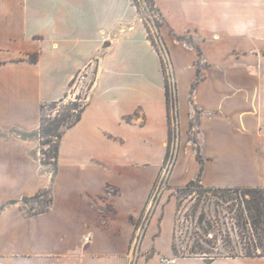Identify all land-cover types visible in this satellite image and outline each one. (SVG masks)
I'll return each instance as SVG.
<instances>
[{"label":"crops","instance_id":"obj_1","mask_svg":"<svg viewBox=\"0 0 264 264\" xmlns=\"http://www.w3.org/2000/svg\"><path fill=\"white\" fill-rule=\"evenodd\" d=\"M155 3L178 89L168 170L165 78L132 0H0V264H264V247L211 261L175 248L178 188L201 174L206 189H264V0ZM187 34L205 64L194 89L199 55L177 38ZM94 60L92 95L53 170L36 136L41 104ZM47 189L49 209L28 210Z\"/></svg>","mask_w":264,"mask_h":264},{"label":"rangeland","instance_id":"obj_2","mask_svg":"<svg viewBox=\"0 0 264 264\" xmlns=\"http://www.w3.org/2000/svg\"><path fill=\"white\" fill-rule=\"evenodd\" d=\"M132 2L138 11L139 19L146 27L148 40L160 57L164 78H167L171 89H173L177 83L175 71L159 31L166 22L154 0H132ZM190 36H192L193 41L188 42L199 45L200 38L187 34V39ZM153 42H155L158 49ZM200 59L203 62L202 56ZM98 61L94 60L75 75L72 79L73 82L68 84L65 95L55 101L56 106H47L44 111L45 116L55 118L64 111L65 107L71 106L75 102L85 104L88 101L97 80L100 68ZM36 136L40 139L41 161L44 164L49 162L50 168L54 169L53 165L50 164L53 159L47 157L45 152L54 150V146L59 139L52 137L53 141L50 144H44L43 142L49 137L44 138L40 134ZM176 147L173 149V155L176 153ZM168 169H170V166ZM167 170L162 176L159 187L152 194L153 203L159 199L162 186L167 183ZM175 196L178 205L175 248L179 256H203L209 260L219 256L243 255L249 250V246L252 252L256 251V246L260 241L259 233L251 225L245 203V200L251 198L250 193L235 188L231 190H209L198 183L186 191H176ZM48 197L49 195L31 201L28 210L39 211L45 208L47 205L45 200ZM209 231L216 233L218 239H207L206 234ZM219 237H221V240ZM138 242V240H135L134 255L137 252Z\"/></svg>","mask_w":264,"mask_h":264},{"label":"trees","instance_id":"obj_3","mask_svg":"<svg viewBox=\"0 0 264 264\" xmlns=\"http://www.w3.org/2000/svg\"><path fill=\"white\" fill-rule=\"evenodd\" d=\"M159 31H160L162 40L164 42V45L166 49L168 50V54L170 55L169 48L164 40V37L162 36L161 29H159ZM177 38L179 40L193 41L192 36H190V38L187 39L186 35H177ZM153 43H154V46L157 48V45L155 44V42ZM193 44L199 55V59L197 60L199 77L192 86V88L194 89L197 82L200 79H202L201 77L202 66H204L205 64L200 59L203 54L201 47L199 45H196L195 43ZM31 61L36 62L37 56L35 55L31 56ZM72 82L73 81L71 80L70 83ZM165 93H166V102H167L168 117H169V124H170L169 147H168L165 163L166 164L168 163V165L170 166L169 163L173 164L176 162V155H173L172 153H173V149L177 146V140L179 136V112H178L177 83L175 84L174 88L171 89L167 78H165ZM61 101H64V100H61ZM86 103L78 104V102H75L71 106L65 107L64 111L60 115L56 116L55 118H52L51 116L49 117L45 116L44 111L49 105H53V107H55L56 102L55 101L44 102L41 104V108H40L41 109V126H40L39 132L36 134L38 135L40 134L44 138L49 137L45 140V142H43L44 144H50V142L53 141L52 137H56L59 139V141L54 146L55 147L54 150H49L45 152V155L47 157H49L50 159H53V162H50V164H52L54 167L53 170L57 169V159H58V153H59L60 140L62 139L65 132L71 127H73L81 119L82 114L86 107ZM194 141L196 140L194 139ZM197 149H198L197 158L200 162H202V156L200 154L199 146L197 147ZM200 177H201V174L196 180L190 181L186 186L178 188L177 191H186L190 189L192 186L197 185L198 183L200 184ZM231 189L233 188H229V190ZM235 189L237 190L242 189L250 193L251 198L245 200L246 208L249 213V219L251 221V225L253 229L259 233V238H260V241L258 245L256 246L257 247L256 251L252 252L249 246V250L243 255L247 257L260 256L262 252H259L258 249H260L261 251L264 247V189L262 188H241V187H238ZM209 190H212V189H209ZM219 190H222V189H219ZM225 190H228V189H225ZM47 195H49V197L45 200V203H47L46 207L39 210V211H46L47 209H49L52 203L51 189L44 190L32 198H25V202H30L31 200L33 201L43 196L45 197ZM31 208L33 209V207ZM243 255H240V256H243ZM208 261H211V260H208Z\"/></svg>","mask_w":264,"mask_h":264},{"label":"built area","instance_id":"obj_4","mask_svg":"<svg viewBox=\"0 0 264 264\" xmlns=\"http://www.w3.org/2000/svg\"><path fill=\"white\" fill-rule=\"evenodd\" d=\"M221 235V234H220ZM206 238L207 239H210V240H214V239H218V237L216 236V233L212 232V231H209L208 234H206ZM220 240H221V237H219ZM89 239V238H87ZM163 262H175V259H169V258H165V257H162L161 258Z\"/></svg>","mask_w":264,"mask_h":264}]
</instances>
